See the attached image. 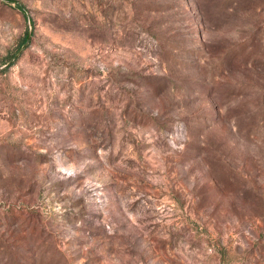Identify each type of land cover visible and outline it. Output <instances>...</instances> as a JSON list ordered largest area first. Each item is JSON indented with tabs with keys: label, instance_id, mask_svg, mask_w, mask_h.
<instances>
[{
	"label": "rangeland",
	"instance_id": "1",
	"mask_svg": "<svg viewBox=\"0 0 264 264\" xmlns=\"http://www.w3.org/2000/svg\"><path fill=\"white\" fill-rule=\"evenodd\" d=\"M0 264H264V0H0Z\"/></svg>",
	"mask_w": 264,
	"mask_h": 264
}]
</instances>
